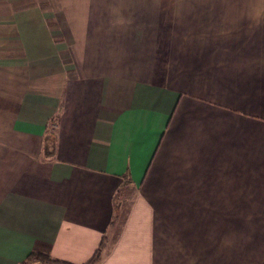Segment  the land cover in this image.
<instances>
[{
  "label": "crops",
  "instance_id": "0c3cea01",
  "mask_svg": "<svg viewBox=\"0 0 264 264\" xmlns=\"http://www.w3.org/2000/svg\"><path fill=\"white\" fill-rule=\"evenodd\" d=\"M251 218L264 0H0V264H264Z\"/></svg>",
  "mask_w": 264,
  "mask_h": 264
},
{
  "label": "trees",
  "instance_id": "16d2710c",
  "mask_svg": "<svg viewBox=\"0 0 264 264\" xmlns=\"http://www.w3.org/2000/svg\"><path fill=\"white\" fill-rule=\"evenodd\" d=\"M46 142L48 143L47 146L48 145L51 146V148L49 147V150L47 151L49 154H51L53 141H52V139H48V141H46ZM123 193H124V191H122L121 188L117 189L115 192L114 199L116 201L117 207L119 205V201L122 200L121 196ZM105 246H106V238H105V236H103L99 245L95 249L93 255L87 261H85L81 264H97L99 262V260L101 259L102 252H103ZM20 264H74V263L67 262V261L52 257L48 253L32 252V253L28 254L26 259L23 262H21Z\"/></svg>",
  "mask_w": 264,
  "mask_h": 264
},
{
  "label": "rangeland",
  "instance_id": "374dc122",
  "mask_svg": "<svg viewBox=\"0 0 264 264\" xmlns=\"http://www.w3.org/2000/svg\"><path fill=\"white\" fill-rule=\"evenodd\" d=\"M124 201L123 200H120L119 201V205L117 207L118 208V211L120 210L121 206H123V202ZM121 220H123V218L121 219V217H120V219H119V215L117 214V216L114 219V223L117 221V223H116V226L117 227L120 226V222H122ZM238 220L241 221L242 219H238ZM247 220L249 222V227L253 231L256 232L255 234H253V240L252 241L255 242V243L261 242L260 241L261 237L259 235L263 236V234L262 233H259V230H260V227H264V218H259V219L251 218V219H247ZM263 229H261V231H263ZM243 234L244 235L239 240H245V239L247 240L249 238V235L248 234H246V233H243ZM239 235H237V236H239ZM106 238H107L106 242H108V236ZM163 238L166 239L167 238V235H165V234L164 235H161V239H163ZM202 239H204V235H200L199 232L192 234V242L193 243H199L200 240H202ZM208 240H209V238H208ZM102 254H103V252H102Z\"/></svg>",
  "mask_w": 264,
  "mask_h": 264
},
{
  "label": "built area",
  "instance_id": "2783aa9c",
  "mask_svg": "<svg viewBox=\"0 0 264 264\" xmlns=\"http://www.w3.org/2000/svg\"><path fill=\"white\" fill-rule=\"evenodd\" d=\"M53 127H55V125H52Z\"/></svg>",
  "mask_w": 264,
  "mask_h": 264
}]
</instances>
